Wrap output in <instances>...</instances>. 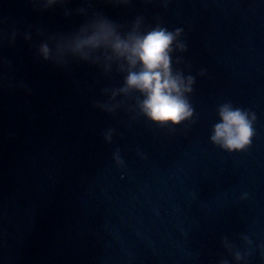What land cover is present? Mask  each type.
<instances>
[{
	"label": "water",
	"instance_id": "obj_1",
	"mask_svg": "<svg viewBox=\"0 0 264 264\" xmlns=\"http://www.w3.org/2000/svg\"><path fill=\"white\" fill-rule=\"evenodd\" d=\"M101 21L179 30L193 115L152 121L125 60L77 50L78 264H264V0H80L78 39ZM224 105L255 116L245 150L212 140Z\"/></svg>",
	"mask_w": 264,
	"mask_h": 264
},
{
	"label": "clouds",
	"instance_id": "obj_2",
	"mask_svg": "<svg viewBox=\"0 0 264 264\" xmlns=\"http://www.w3.org/2000/svg\"><path fill=\"white\" fill-rule=\"evenodd\" d=\"M164 28H156L146 34L119 36L111 24L98 23L90 35L76 42V49L110 48L120 59L125 60L130 71L126 78V88L140 92L143 113L160 124H179L193 115V109L185 93L191 91L193 80L187 82L173 74L170 67L172 45L179 35ZM45 58L49 55L47 46L42 49ZM138 68V70H137ZM222 122L215 126L212 140L229 151H242L251 146L255 135L253 121L249 113L224 105L220 109Z\"/></svg>",
	"mask_w": 264,
	"mask_h": 264
}]
</instances>
